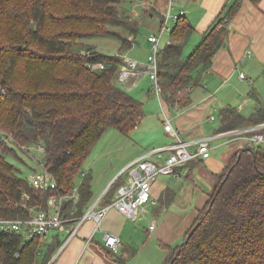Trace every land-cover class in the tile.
Returning <instances> with one entry per match:
<instances>
[{"label": "trees", "instance_id": "16d2710c", "mask_svg": "<svg viewBox=\"0 0 264 264\" xmlns=\"http://www.w3.org/2000/svg\"><path fill=\"white\" fill-rule=\"evenodd\" d=\"M121 1L0 0V217L47 210L52 195L64 196L65 218L80 217L92 195L91 175L83 174L77 186L74 180L92 148L107 129L128 134L143 117L142 102L115 83L124 63L120 53L134 40L111 26L128 28L133 35L138 29L120 13ZM240 1L225 7L187 55L184 47L193 27L185 16L176 18L157 54L159 95L170 107L190 104L191 88L200 84L215 52L226 46L228 22ZM94 36L119 39L118 53L81 41ZM89 61L102 62L104 68L92 69ZM250 96L255 106L248 116L233 106L220 108L218 132L264 123V102L257 92ZM256 132L264 133V127ZM34 145L43 148L42 163L55 178V189L34 188L7 159ZM197 160L189 161L190 175ZM216 176L207 205L163 264H264V144L245 142ZM120 178L100 198L104 205ZM74 187L77 198L71 197ZM173 197V190L165 188L156 210ZM42 236L24 239L20 233L0 232V264H35ZM57 244L48 247L44 260ZM118 252L107 253L120 263Z\"/></svg>", "mask_w": 264, "mask_h": 264}, {"label": "crops", "instance_id": "0c3cea01", "mask_svg": "<svg viewBox=\"0 0 264 264\" xmlns=\"http://www.w3.org/2000/svg\"><path fill=\"white\" fill-rule=\"evenodd\" d=\"M234 1L235 0H122L119 3L118 8L120 13L126 18L128 17L130 22L137 24V27L139 23L145 21L148 32L147 37L152 33L158 34L159 28L164 20H166L167 26L170 28L169 30H171V26L175 23L176 18L178 16H185L188 18L193 27V31L186 43L187 47H191L192 50V48L201 40L202 34L206 31L212 21L225 9L227 5H230ZM169 32L170 31H167L165 35L162 33L160 36V39H162L165 43L169 40ZM133 40L135 42L134 38L132 41ZM146 40L149 42L148 38H146ZM188 53L189 52H187V54ZM263 68L264 0H259L258 3H254L251 0H241L238 9L228 22L226 46L219 48L215 52L210 68L201 74V78L205 83L202 84L200 82L199 85L191 88L190 104L183 108H179L175 105L171 110L170 106L160 99L162 101L160 102L163 104L165 109L164 114L167 117L166 119L169 120L170 124L177 131L180 139L185 141H194L208 135L209 127L204 123L205 121L214 120V116L212 112L207 114V111L209 112L216 103L221 105L220 108L227 105L236 107L243 115L248 116L255 106V101L250 94L253 91L259 94L256 80L258 77H262L264 79L262 72ZM143 71V68L139 67L136 73L130 77H134ZM240 71L245 74V78L239 77ZM241 79H248L245 82L246 85H242L243 82L240 81ZM193 89L199 90L206 95L194 94L193 100L197 101L194 102L192 100ZM223 91L224 93L234 92L236 94L239 91V95L241 93L240 91H242L244 96L242 98H237L234 102H232V104H235L236 106L229 103L224 104L220 101V97H222L221 92ZM154 93L160 96L155 92V87ZM251 100L254 104L250 106L248 112L243 113V107H245L248 102H251ZM174 110L175 114H172ZM211 116L213 119H210ZM143 118L144 115L140 122ZM140 122L137 126H140ZM164 132L166 131L164 130ZM217 132L218 130L213 134ZM169 136L172 137L171 135ZM226 144L229 148L222 151L220 155L213 153V150H215V147H213L210 150L208 157L197 158L198 160L194 162L195 165L191 170V175L188 171L190 165L189 162L183 166H177L175 168V175H165L169 176V179L170 177H175L181 180H186L195 186H197L196 182L205 186V190L200 189L197 186L202 192L194 199L193 210L189 211L185 215H182L180 212L175 215L174 213H169L167 211L176 198V192L173 186H166L163 182L161 184L157 180L160 175L155 178L151 192L152 199L155 200V203L148 204L158 206L159 197L167 187L171 188L174 192V197L167 206L161 208V210H156L157 207L154 208L155 216L151 220V223L154 222L155 227L152 231L148 229L150 233H157L159 237L166 236L165 232L167 233V231H170L167 243L162 240L164 243L160 244L163 248L171 249L175 241L177 242L176 244H178L179 241L184 238V234L193 223L198 210L205 205L208 200V194L217 184L218 179L216 174L223 170V168L229 163L234 153L241 149L245 145V142L231 141ZM160 146L162 145L158 141V144L152 149ZM141 149L142 152L129 158L130 160L128 159L129 161L126 164L133 159L150 152L149 150L145 151V148L143 149V147ZM118 172H116L115 175L112 174L108 178V183L105 186L103 185L104 188L101 190L98 197L101 196ZM189 180H191V182ZM113 193L108 195L110 200L113 197ZM101 205H104L103 200L99 201L97 207ZM143 213L141 212L138 218L142 217ZM161 217L163 219L160 223H158L157 221ZM127 219L130 218L121 214L112 207L108 210L98 225L91 220H87L78 227L72 236H68L69 228L72 227V223L64 225V227L56 230V232H54L55 234L49 237L48 246L54 245L56 242L58 244L47 259L44 260V257L40 259V263L126 264V254L128 253L127 249L130 246V243L127 240L124 241L121 234L123 231L128 230L124 224ZM103 224L104 228L102 227ZM101 227L102 229H100ZM97 230H100L102 233L98 239H94V235ZM105 232L115 234L120 237L121 244L119 246L118 253L120 257L123 258L124 262L122 261L119 263L108 255V249L106 248L103 239ZM134 232H136L135 228L132 227V229H130V233ZM47 251L48 249L46 252Z\"/></svg>", "mask_w": 264, "mask_h": 264}, {"label": "rangeland", "instance_id": "374dc122", "mask_svg": "<svg viewBox=\"0 0 264 264\" xmlns=\"http://www.w3.org/2000/svg\"><path fill=\"white\" fill-rule=\"evenodd\" d=\"M111 27L114 29V31L120 33L128 40H132L133 38L135 39V42L131 47L121 51L120 55L124 58V60L132 59L139 63L146 64L147 56L149 53H151V43L147 42L146 40L148 33L146 22L144 21L138 24V29L134 36L128 28L120 27L118 25ZM166 33L167 31H165L163 35ZM81 41L94 45L105 53H118L120 47V40L112 36H94L82 39ZM165 44L166 43L162 39L159 40V48H162L165 46ZM190 50L191 47L189 48L186 45L184 48V55H186L187 52H190ZM247 80L248 79H241L240 81L243 82L242 85H246L245 82ZM200 82L202 84L205 83L203 79H201ZM115 83L142 102L144 118L140 122V126H136L128 134H121L113 127L107 129V131L92 148L91 153L82 165L81 171L74 180V185L77 186L83 174L90 173L91 175L92 195L86 204L84 211L88 209L97 199L101 190L108 183V178L112 174L115 175L116 172L121 170L130 160L129 158L142 152V147L143 149L145 148V151H151L154 150L152 148L158 144V141L162 146L173 141V138L164 132L163 125L167 118L164 114L165 109L161 103L162 101L160 100L162 98L154 93V85L149 73L147 71H143L134 77L127 78L126 80L116 79ZM256 85L258 87L257 90L259 92V96L264 102V79L262 77H258L256 80ZM192 92V100L194 94L206 95L205 93L195 89H193ZM238 92L236 94L234 92L224 93L223 91L221 92L222 97H220V101H222L224 104H232L235 99L242 98L244 96L242 91H240V95ZM253 104L254 102L252 100L251 102H248V104L243 107V113L248 112L250 106ZM220 106L221 105L216 103L209 112L207 111V114L212 112L214 120L205 121L204 124L209 127V132L206 136H209L218 130V112L220 110ZM170 109L172 110V107H170ZM172 114H175V110ZM211 145L215 146L213 153L216 155H220L222 151L229 148L223 137L214 138L211 140ZM40 146L41 145L30 146V148L26 149V151H23V153L17 150L18 157L13 156L12 154L7 155V159L19 170L20 175H22L24 178H28L32 172L38 169L39 163L42 161L43 156ZM190 149H193V146L190 147ZM151 158L159 159L155 154L151 155ZM125 175L126 174L122 175L119 181L117 180L118 182H115V184H119L121 179L123 181ZM157 180L161 184L163 182L166 186L169 185L174 187L176 198L169 206L167 211L169 213H174L175 215L179 212L182 215H185L189 211L193 210L194 199L199 193L202 192L200 189L205 190V186L201 183L196 182V185L200 188L199 189L197 186L190 184L186 180H181L175 177H170L169 179V176H165V174H160ZM189 181L191 182V180ZM214 188L208 194V200L204 206L207 205ZM204 206L201 207L200 210L204 208ZM155 207L156 206L154 204H147L142 217L135 221L131 219L125 220L124 224L128 230L123 231L121 237L124 241L127 240L130 243V246L127 249L128 253L126 254V264H163L167 256L171 254V249L163 248L160 245L164 242L167 243L170 231H167V233L165 232L166 236L159 237L157 233L153 234V232L150 233L148 230L149 224L155 216ZM162 219V217L159 218L157 222L160 223ZM102 227L104 228V224ZM102 227L100 229H102ZM132 227L135 228L136 232L130 233V229H132ZM56 230L58 229L51 230L40 237L41 240L35 264H41L40 259L44 257L45 252L49 247V237L55 234L54 232H56ZM95 233L94 239H98L102 232L97 230ZM162 240L164 242H162ZM182 240H180L178 244H180ZM176 243L177 242L175 241L172 246L175 247L178 245Z\"/></svg>", "mask_w": 264, "mask_h": 264}, {"label": "built area", "instance_id": "2783aa9c", "mask_svg": "<svg viewBox=\"0 0 264 264\" xmlns=\"http://www.w3.org/2000/svg\"><path fill=\"white\" fill-rule=\"evenodd\" d=\"M164 20L159 28V33H152L147 38L151 43V53L147 56V63L142 64L135 60H124L118 72L119 80H126L134 75L139 67L147 71L152 79L155 87V92L159 94V85L157 82V54L160 51L159 40L162 33L170 31ZM87 57L91 56L89 51H82ZM92 69H102V62H91L87 64ZM240 78H245L243 72H239ZM210 119H213L211 116ZM164 130L174 138V141L156 148L144 155H141L122 168L114 179L109 183L100 197H98L91 206L78 218H65L61 212L62 200L64 196L52 195L48 198L47 210L36 211L30 210L28 217L24 218H6L0 217V232L20 233L24 239H29L33 235H45L47 232L55 229H60L64 224L72 222V227L69 228V235L72 236L78 227L85 221L91 220L96 225L102 220L110 208H115L118 212L135 221L140 213L145 211V206L148 203H155L152 199V185L155 178L160 174L175 175L176 166L189 162L197 158H206L210 154V150L215 147L211 145V140L217 137H223L227 142L243 141L256 142L264 144V133L256 132V130L264 127V123L235 128L226 131H219L215 134L204 136L194 141H185L179 138L177 131L170 124L169 120L163 125ZM193 146V149L190 147ZM43 151V148L40 147ZM156 155L159 159L151 158V155ZM125 175L122 181L115 189L110 203L101 205L98 203L110 185L117 179ZM28 181L36 189L45 191L55 189L57 183L52 174H50L43 166L42 161L39 163L37 170L32 172ZM71 197L77 198V188H73ZM155 223L149 225V230L152 231ZM105 246L112 252L119 251L121 239L118 235L105 232L103 235Z\"/></svg>", "mask_w": 264, "mask_h": 264}, {"label": "water", "instance_id": "95a60500", "mask_svg": "<svg viewBox=\"0 0 264 264\" xmlns=\"http://www.w3.org/2000/svg\"><path fill=\"white\" fill-rule=\"evenodd\" d=\"M219 191V188L217 189V191L216 192H218Z\"/></svg>", "mask_w": 264, "mask_h": 264}]
</instances>
